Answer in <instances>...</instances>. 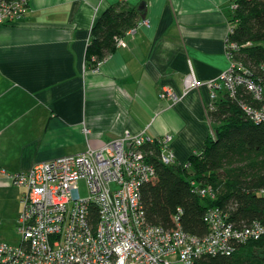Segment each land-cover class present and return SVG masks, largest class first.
I'll list each match as a JSON object with an SVG mask.
<instances>
[{
	"label": "crops",
	"instance_id": "obj_1",
	"mask_svg": "<svg viewBox=\"0 0 264 264\" xmlns=\"http://www.w3.org/2000/svg\"><path fill=\"white\" fill-rule=\"evenodd\" d=\"M29 5L21 21L0 24V170L22 172L127 132L171 136L181 165L203 149L212 134L207 84L230 66L225 53L230 0H29ZM118 5L136 9L135 23L145 18L149 25L126 30L119 37L124 45L98 64L95 56L87 57L90 33L102 12ZM191 73L201 85L183 95ZM162 87L180 98H161ZM19 188L0 174V196L15 222Z\"/></svg>",
	"mask_w": 264,
	"mask_h": 264
},
{
	"label": "built area",
	"instance_id": "obj_2",
	"mask_svg": "<svg viewBox=\"0 0 264 264\" xmlns=\"http://www.w3.org/2000/svg\"><path fill=\"white\" fill-rule=\"evenodd\" d=\"M29 6V0H0V24L21 21ZM236 6L230 0L231 13ZM142 24L149 25L142 18L129 32L134 33ZM228 30L225 53L230 66L207 84L211 88L208 110L214 109L220 93L229 92L235 98L241 84L248 87L257 103L264 101V86L253 81L235 57L239 46L231 41L235 30L230 22ZM116 45H124L123 39L117 38ZM185 78L183 95L201 85L192 73ZM161 90L163 99L180 98L169 87ZM257 103L242 108L259 123L264 121V103ZM170 140L171 136L127 132L98 147L89 145L80 154L38 162L22 172L7 174L1 169L0 174L23 191L16 219L18 240L0 242V264H205L201 261L209 256H230L239 245L262 237L260 223L235 228L219 208L207 211L204 221L209 229L204 236L191 235L179 224L169 230L146 221L140 190L156 171L147 163L143 146L158 144L159 158L171 165L177 158ZM81 179L87 184L85 196L80 195ZM195 188L203 197H214L210 187Z\"/></svg>",
	"mask_w": 264,
	"mask_h": 264
},
{
	"label": "trees",
	"instance_id": "obj_3",
	"mask_svg": "<svg viewBox=\"0 0 264 264\" xmlns=\"http://www.w3.org/2000/svg\"><path fill=\"white\" fill-rule=\"evenodd\" d=\"M234 1L237 8L229 22L235 30L231 41L239 46L235 57L247 68L249 77L264 86V0ZM138 17L136 9L125 5L102 12L90 33L88 59L95 56L102 60L114 51L117 38L134 26ZM234 97L229 92L219 94L214 109L208 110L213 134L186 163L165 165L158 144L143 146L147 163L156 171L140 190L150 225L171 230L179 224L191 235L204 236L209 229L204 221L207 211L219 208L235 228L250 227L254 222L264 228V121L257 123L242 108L257 103L247 86H237ZM197 186L210 187L214 197L201 196ZM201 262L264 264V234L239 245L230 256H209Z\"/></svg>",
	"mask_w": 264,
	"mask_h": 264
},
{
	"label": "rangeland",
	"instance_id": "obj_4",
	"mask_svg": "<svg viewBox=\"0 0 264 264\" xmlns=\"http://www.w3.org/2000/svg\"><path fill=\"white\" fill-rule=\"evenodd\" d=\"M80 195L85 196L87 194V184L84 179L79 182ZM20 190V197L22 196V188ZM19 197V201H20ZM8 200L4 198V194L0 196V242L16 243L18 240V233L16 230V222L13 219V210L8 211ZM175 264H182L176 262Z\"/></svg>",
	"mask_w": 264,
	"mask_h": 264
},
{
	"label": "water",
	"instance_id": "obj_5",
	"mask_svg": "<svg viewBox=\"0 0 264 264\" xmlns=\"http://www.w3.org/2000/svg\"><path fill=\"white\" fill-rule=\"evenodd\" d=\"M141 7H142V8H144V7H145V2H142V3H141V6H140V8H139V9H141ZM143 17H145V15H144Z\"/></svg>",
	"mask_w": 264,
	"mask_h": 264
}]
</instances>
